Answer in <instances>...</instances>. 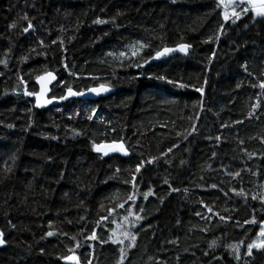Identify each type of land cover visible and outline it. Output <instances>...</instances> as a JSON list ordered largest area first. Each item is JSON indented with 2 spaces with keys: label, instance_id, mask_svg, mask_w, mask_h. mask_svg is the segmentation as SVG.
<instances>
[{
  "label": "trees",
  "instance_id": "16d2710c",
  "mask_svg": "<svg viewBox=\"0 0 264 264\" xmlns=\"http://www.w3.org/2000/svg\"><path fill=\"white\" fill-rule=\"evenodd\" d=\"M224 10L217 0H0V264H119L121 249L123 264H264V248H247L264 224V18L233 23ZM181 44L187 57L144 66ZM48 72L50 98L101 84L112 93L37 110L25 92Z\"/></svg>",
  "mask_w": 264,
  "mask_h": 264
},
{
  "label": "snow or ice",
  "instance_id": "6c2138e0",
  "mask_svg": "<svg viewBox=\"0 0 264 264\" xmlns=\"http://www.w3.org/2000/svg\"><path fill=\"white\" fill-rule=\"evenodd\" d=\"M174 2V0H173ZM217 6L218 7H223L225 10L223 11V17L224 20L227 21L229 20L230 16L234 17L235 19L232 20L233 23H235L237 20H239L241 18V14H248L249 12L252 13V15L249 17L250 19H255L256 17H260V18H264V0H217ZM240 7L241 11L238 12L236 11V8ZM229 8H231V11L229 12ZM24 19H27V17L25 16ZM96 23H106V21H102V20H97L95 21ZM12 27H15V25H12ZM33 27V25L31 24V22L29 21L28 26L26 28L23 29V31L27 32L29 29H31ZM42 43V42H41ZM146 47V44L143 42H139L138 47L136 45H133L131 47V56L129 57L130 59L133 57H136L139 54L140 50H143ZM190 45L187 44H181L178 46V49H171V48H164L162 51H157L155 53V58H160L161 56H164L170 52L173 51H181L184 52L185 54H187V50L188 48H190ZM109 55H112V53H109ZM120 57H126L128 56L127 53L125 52H120L119 53ZM147 61L145 60V63ZM6 63V62H4ZM137 67H140L142 65L137 64ZM67 67V66H65ZM37 82H39L41 84V91L40 93H30V92H25V95H35L36 96V107H42L46 104H50L52 103L51 99H44V95L47 91L45 85L46 83H49L53 80L56 79V76L51 73L48 72L43 76H38L37 78ZM160 79H164V77H160ZM23 82V81H22ZM169 83H172V81H168ZM184 85H181V87H183ZM260 87L262 89H264V83L260 84ZM89 91L96 93L97 95H99L102 91L103 92H107L109 91V88L107 86H105L104 84L99 85V87H93L90 88ZM196 91L200 92L201 95H203V88H197ZM67 94L69 96H78V95H83V92H78V91H74L71 87L67 88ZM67 97H61V99H66ZM93 114H95V109H93ZM88 119L91 120L92 119V115L88 116ZM11 127V125H10ZM54 138V137H53ZM217 140L220 139V137H216ZM93 149L97 152H101L103 151V155L107 156L109 154V151L112 152H121L124 155H128V150L125 148L123 143H112V144H93ZM169 152L172 151L171 148L168 149ZM165 155H167V153H165ZM144 161H141V163L137 166L136 171L139 172L141 167H143L144 165ZM146 163H153V160H148ZM234 176H239V173H235ZM133 179H135V177H133ZM165 183H167V181H165ZM213 188L216 187V185H212ZM173 191H178V189H173ZM150 194V193H148ZM145 194V198H147V195ZM238 194H243V193H238ZM256 196H253L252 199H256ZM129 200L133 199L132 196L128 197ZM262 199V203H264V198ZM119 207L123 208L124 205L123 203L119 205ZM113 211V209H109V212ZM209 211H211V209H209ZM129 214L131 215V212H129ZM199 215V213H198ZM106 219V218H105ZM125 219H127V217H125ZM137 220L140 219L139 216L136 217ZM221 219H224V217H221ZM251 223H255V220L253 219L251 221ZM53 232L49 231L47 233V236H52ZM123 235L125 236V238L127 239L129 237V233L125 232L123 233ZM3 237V233H0V246H2L5 241L2 238ZM90 239H95V234H93L91 237H89ZM264 224H261L260 226V231L258 233V239L257 240H253L252 243L247 245L248 248V254L251 255L252 254V249L253 248H257L258 250L261 248H264ZM135 239L136 237L134 235L131 236V246H134L135 244ZM113 243H119V244H123V240H119V239H114L112 241ZM216 244V241H212V244L210 245V247L214 246ZM232 247L233 251L236 253V258L239 259V246H230ZM121 259L119 261V264H123V249H121ZM65 259L67 260H76L77 257L73 256H68Z\"/></svg>",
  "mask_w": 264,
  "mask_h": 264
},
{
  "label": "water",
  "instance_id": "95a60500",
  "mask_svg": "<svg viewBox=\"0 0 264 264\" xmlns=\"http://www.w3.org/2000/svg\"><path fill=\"white\" fill-rule=\"evenodd\" d=\"M178 46H176V47H166V48L178 49ZM162 50H160V51H162ZM192 51H193L192 47L188 48L187 54H185L184 52H181V51H178L177 50V51L170 52V53H168V54H166L164 56H161L158 59L155 58V55H154L153 57H151L150 59L147 60V62L144 64V66L146 67V66L151 65V64L159 63V62L165 61V60H167V59H169L171 57H174V56L187 57ZM54 75L56 76V74H54ZM57 81H58V77L56 76V79L55 80H53V81H51L49 83H46V85H45L47 91H46V93L44 95V99H51L52 100V103H50V104H46V105H44L42 107H36V96L35 95H28V96H31V97L34 98V107H35V109H37V110H45V109H47V108H49V107H51L53 105H62V104H65V103H67L70 100L96 101V100H98L100 98H106V97H108L110 95V93H112V89L107 86L109 88V91H107V92H103L102 91L99 95H97L94 92L89 91V89H88L86 91H83V93H84L83 95L69 96L67 94V92H66L65 95H64V97H67L66 99L50 98L51 91H52V87H53V85ZM36 85L38 87V91L36 93H40V91H41V84L39 82H37V80H36ZM71 262H72V260H68V263H71Z\"/></svg>",
  "mask_w": 264,
  "mask_h": 264
},
{
  "label": "rangeland",
  "instance_id": "374dc122",
  "mask_svg": "<svg viewBox=\"0 0 264 264\" xmlns=\"http://www.w3.org/2000/svg\"><path fill=\"white\" fill-rule=\"evenodd\" d=\"M237 3H238V0H237ZM101 152H103V151H101Z\"/></svg>",
  "mask_w": 264,
  "mask_h": 264
}]
</instances>
